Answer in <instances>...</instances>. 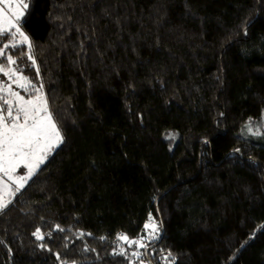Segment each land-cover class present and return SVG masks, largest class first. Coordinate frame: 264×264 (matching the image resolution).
Masks as SVG:
<instances>
[{
  "label": "trees",
  "instance_id": "trees-1",
  "mask_svg": "<svg viewBox=\"0 0 264 264\" xmlns=\"http://www.w3.org/2000/svg\"><path fill=\"white\" fill-rule=\"evenodd\" d=\"M21 30L62 141L0 211V264H264V0H28ZM149 214L147 254L117 241Z\"/></svg>",
  "mask_w": 264,
  "mask_h": 264
},
{
  "label": "snow or ice",
  "instance_id": "snow-or-ice-1",
  "mask_svg": "<svg viewBox=\"0 0 264 264\" xmlns=\"http://www.w3.org/2000/svg\"><path fill=\"white\" fill-rule=\"evenodd\" d=\"M27 8L28 4L25 0H0V41L8 40L0 46V74L12 80L28 97L25 98V95L13 90L11 85H0V174L12 180L19 161H28L25 165L27 174L19 176L20 183L16 191L24 186L26 180L33 176L34 171L44 164L48 154L62 141L47 99L41 95L43 85H37L23 75V68L18 66L17 59L10 51L22 47L28 41L27 35L21 30L22 17ZM17 35L21 38L19 44L16 42ZM27 59L35 64L30 44H28ZM5 65L15 67L6 69ZM248 130L252 131L250 126ZM259 132L260 130L257 129L256 134ZM15 182L13 180V183ZM6 207L7 204L0 199V211ZM144 229L145 232L139 239L120 235L117 241H124L129 247L135 245L137 248H144L146 253L151 244L159 239L160 229L151 214L148 222L144 224ZM57 230L64 231L59 226ZM33 235L38 240L44 239L39 228ZM113 254L127 255L123 248ZM131 255L139 259L144 253L133 251ZM141 264H143L142 260Z\"/></svg>",
  "mask_w": 264,
  "mask_h": 264
},
{
  "label": "rangeland",
  "instance_id": "rangeland-1",
  "mask_svg": "<svg viewBox=\"0 0 264 264\" xmlns=\"http://www.w3.org/2000/svg\"><path fill=\"white\" fill-rule=\"evenodd\" d=\"M25 2L28 4V0H25ZM20 37L19 35H17L16 37V42L19 44L20 41ZM8 42V41H7ZM29 42L27 41L24 45L28 47ZM1 46V45H0ZM6 66V65H5ZM12 67L11 65H7L6 68ZM2 76V75H1ZM0 85L3 86H7V85H11L12 89L15 91H18L21 93V95H25V98H28L27 95L23 92L22 89H20L15 83L12 82V80H9V78L7 76H3L1 77L0 80ZM41 95L42 91H41ZM61 143V142H60ZM59 143V145H60ZM59 147V146H58ZM56 147L52 152H50L48 154V156L45 158L46 159L58 148ZM28 163L27 160H21L19 161V163L17 164L16 170L13 174V179L9 180L7 176H3L2 174H0V199L3 200V202L5 204L8 203V201L10 200V198L17 192L16 188L19 186V176L21 175H26L27 174V168L25 167V165ZM38 169H36L34 171V174L36 173ZM33 174V175H34ZM31 179V178H30ZM26 180V182L24 183V185L30 180ZM13 180H15L16 182L13 183ZM21 189V188H20ZM141 260L143 261V264H148L146 260H144L143 258L139 259L138 264H141Z\"/></svg>",
  "mask_w": 264,
  "mask_h": 264
},
{
  "label": "water",
  "instance_id": "water-1",
  "mask_svg": "<svg viewBox=\"0 0 264 264\" xmlns=\"http://www.w3.org/2000/svg\"><path fill=\"white\" fill-rule=\"evenodd\" d=\"M163 235V230H162V233H161V236ZM148 251V250H147ZM146 254H147V252H146Z\"/></svg>",
  "mask_w": 264,
  "mask_h": 264
}]
</instances>
